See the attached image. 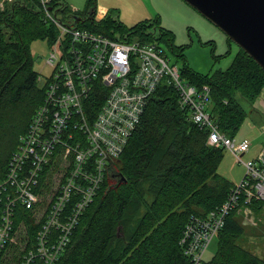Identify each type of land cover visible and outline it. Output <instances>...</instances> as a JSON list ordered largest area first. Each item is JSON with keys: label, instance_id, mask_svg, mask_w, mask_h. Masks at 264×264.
<instances>
[{"label": "trees", "instance_id": "obj_1", "mask_svg": "<svg viewBox=\"0 0 264 264\" xmlns=\"http://www.w3.org/2000/svg\"><path fill=\"white\" fill-rule=\"evenodd\" d=\"M54 12L70 14L74 25L116 38L130 34L162 41L184 58V46L174 43L173 31L150 20L128 26L110 14L96 19V0L82 12L66 0H52ZM84 14L94 16L84 17ZM81 18L76 23L75 18ZM59 27L47 20L37 0H13L0 8V180L45 90L34 69L31 44L52 43ZM196 84L211 87L209 111L220 131L235 137L248 111L239 95L255 103L264 90V69L241 47L226 69L201 73L185 65L182 72ZM97 84L86 100L91 114L104 95ZM77 135L82 133L77 129ZM208 129L190 119L173 85L161 84L145 102L137 126L110 170L93 202L84 211L71 242L57 264H192L181 239L187 224L205 217L227 199L234 183L218 172L224 147L208 142ZM73 158V146H63L37 186L38 200L16 210L15 230L0 264H19L36 242L50 204L60 191ZM264 209V200L242 198L218 232L215 255L203 264H264L246 241L239 209Z\"/></svg>", "mask_w": 264, "mask_h": 264}, {"label": "built area", "instance_id": "obj_2", "mask_svg": "<svg viewBox=\"0 0 264 264\" xmlns=\"http://www.w3.org/2000/svg\"><path fill=\"white\" fill-rule=\"evenodd\" d=\"M13 0H0V8ZM47 20L59 27L47 63L52 73L41 85L43 102L20 136L5 177L0 180V261L15 230L16 210L38 200L37 186L55 163L63 146L71 142L73 158L60 191L45 214L36 242L19 264H57L71 242L84 211L99 192L112 160L125 149L148 100L161 84L173 85L179 103L190 119L208 129V142L231 151L246 167L219 207L187 224L181 239L192 264H203L211 241L224 227L242 198L264 200V148L247 161V139L222 133L209 111L211 87L196 84L171 63L166 49L156 40L130 34L116 38L78 25L64 24L54 12L52 0H37ZM104 88L91 114L86 100L95 86ZM82 133L78 136L77 131ZM44 179V178H43ZM249 209V208H246Z\"/></svg>", "mask_w": 264, "mask_h": 264}, {"label": "rangeland", "instance_id": "obj_3", "mask_svg": "<svg viewBox=\"0 0 264 264\" xmlns=\"http://www.w3.org/2000/svg\"><path fill=\"white\" fill-rule=\"evenodd\" d=\"M74 10L84 11L88 0H66ZM98 13L103 7L110 14L119 18L128 26H133L142 20H150L174 33V43L184 46V58L179 57L169 45L158 41L167 51L170 61L183 72L185 65L201 73H210L217 69H226L239 50V45L232 40L220 27L206 18L185 0H96ZM108 10V11H109ZM88 17L89 14H84ZM100 14L96 19L101 18ZM58 18L64 24L74 25L70 14L58 13ZM157 24L150 30L156 28ZM34 59V69L42 75L41 85L52 73V67L47 63L51 52V44L47 40L37 39L31 44ZM240 103L248 111L235 140L247 139L251 142L249 151L243 155L245 161L257 157L264 148V90L255 103H250L239 95ZM218 172L234 184L243 179L245 165L228 149ZM246 226V241L256 254L264 257V209L258 212L252 209H239ZM218 237L215 236L204 254V260L209 261L216 253Z\"/></svg>", "mask_w": 264, "mask_h": 264}, {"label": "water", "instance_id": "obj_4", "mask_svg": "<svg viewBox=\"0 0 264 264\" xmlns=\"http://www.w3.org/2000/svg\"><path fill=\"white\" fill-rule=\"evenodd\" d=\"M185 1L220 27L264 69V0ZM75 20L78 23L81 17Z\"/></svg>", "mask_w": 264, "mask_h": 264}, {"label": "crops", "instance_id": "obj_5", "mask_svg": "<svg viewBox=\"0 0 264 264\" xmlns=\"http://www.w3.org/2000/svg\"><path fill=\"white\" fill-rule=\"evenodd\" d=\"M109 9H107V7H103L102 11L98 13V11L96 10V14H100V16H104L107 12H108ZM246 154V153H245Z\"/></svg>", "mask_w": 264, "mask_h": 264}, {"label": "flooded vegetation", "instance_id": "obj_6", "mask_svg": "<svg viewBox=\"0 0 264 264\" xmlns=\"http://www.w3.org/2000/svg\"><path fill=\"white\" fill-rule=\"evenodd\" d=\"M89 16H90V15H89ZM157 20H158V19L154 20V23H153L154 25L157 24L156 28H157V27H163V26H161V25H159V24L157 23Z\"/></svg>", "mask_w": 264, "mask_h": 264}]
</instances>
